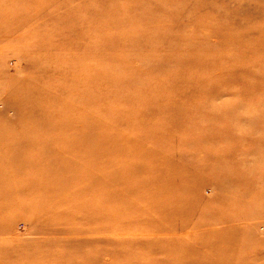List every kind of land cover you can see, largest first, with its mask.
I'll list each match as a JSON object with an SVG mask.
<instances>
[{"label":"rangeland","instance_id":"374dc122","mask_svg":"<svg viewBox=\"0 0 264 264\" xmlns=\"http://www.w3.org/2000/svg\"><path fill=\"white\" fill-rule=\"evenodd\" d=\"M0 264H264V0H0Z\"/></svg>","mask_w":264,"mask_h":264}]
</instances>
